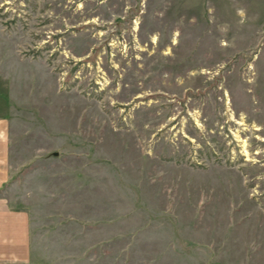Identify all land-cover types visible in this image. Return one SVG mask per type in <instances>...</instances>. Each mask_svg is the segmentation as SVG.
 Wrapping results in <instances>:
<instances>
[{
    "label": "rangeland",
    "instance_id": "rangeland-1",
    "mask_svg": "<svg viewBox=\"0 0 264 264\" xmlns=\"http://www.w3.org/2000/svg\"><path fill=\"white\" fill-rule=\"evenodd\" d=\"M0 264H264V0H0Z\"/></svg>",
    "mask_w": 264,
    "mask_h": 264
}]
</instances>
